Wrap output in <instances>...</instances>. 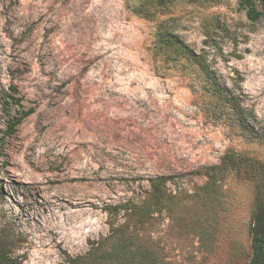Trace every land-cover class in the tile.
I'll list each match as a JSON object with an SVG mask.
<instances>
[{
  "label": "rangeland",
  "instance_id": "obj_1",
  "mask_svg": "<svg viewBox=\"0 0 264 264\" xmlns=\"http://www.w3.org/2000/svg\"><path fill=\"white\" fill-rule=\"evenodd\" d=\"M256 2L262 15L251 21L240 0H0V233L16 240L19 264L250 260L253 187L230 174L211 201L202 188L204 168L226 151L264 163ZM160 26L204 53L259 140L198 68L166 61ZM9 86L31 113L4 137ZM161 176L174 196L161 212L136 225L104 210L141 200ZM111 225L127 231L108 239ZM120 244L130 257L111 251Z\"/></svg>",
  "mask_w": 264,
  "mask_h": 264
},
{
  "label": "trees",
  "instance_id": "obj_2",
  "mask_svg": "<svg viewBox=\"0 0 264 264\" xmlns=\"http://www.w3.org/2000/svg\"><path fill=\"white\" fill-rule=\"evenodd\" d=\"M145 1L148 2L149 0ZM167 1L170 0H160L162 4ZM255 2L264 7V0H240L242 7L246 9L248 19L251 21H255L262 15L261 11L255 7ZM140 6L142 8H136V11L138 14H143L145 11L144 5ZM149 19H152V14H150ZM158 32L159 41L157 45L160 51H163L166 61H170L174 65L178 64L183 68H198L204 76L205 84L214 92L217 100L223 106L230 108L237 117L234 119L235 124L251 139L259 140L261 137L254 131V128L244 119H241L240 116L236 115L240 107L238 102L232 96L225 94L220 87V83H217L212 77L209 62H207L204 53L196 54L169 28L160 26ZM1 98L3 110L8 115L4 137H10L15 133V129L21 120L31 113V110L24 111L22 99L18 96V92L14 86H9L7 91L3 90ZM16 108L20 110H16ZM3 140L0 138V147ZM230 174L240 177L241 180L246 181L253 187V204L247 231L250 238L251 257L246 264H264V163L234 151H226L218 165L209 166L203 170V175L206 179L202 188L204 199L211 201L218 191H220L221 181L226 175ZM167 180L163 176L150 179L148 180L149 192L146 197L136 202L106 206L104 210H106V213L110 217L113 211L115 212L114 214L122 212L128 217V220H133L136 225L142 223L153 213L161 212L166 207L168 200L174 197L166 189ZM121 228V226L111 225L110 238L108 239H111L112 235H117L119 231L120 233L127 231ZM14 250H18L16 240L9 239L0 233V264H19L22 257L16 256ZM111 251L114 254L121 255L122 258L130 257L129 250L125 244H120L117 247L114 246Z\"/></svg>",
  "mask_w": 264,
  "mask_h": 264
}]
</instances>
